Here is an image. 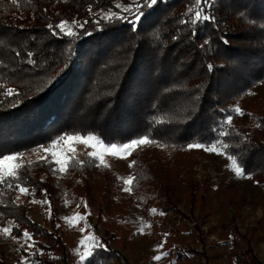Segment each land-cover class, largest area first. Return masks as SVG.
Instances as JSON below:
<instances>
[{
  "label": "trees",
  "instance_id": "16d2710c",
  "mask_svg": "<svg viewBox=\"0 0 264 264\" xmlns=\"http://www.w3.org/2000/svg\"><path fill=\"white\" fill-rule=\"evenodd\" d=\"M131 3L0 0V157L30 154L66 133L92 134L117 145L150 134L158 143L131 154L130 205L140 209L151 234L165 242L176 262L189 256L208 261L197 220L193 229L204 249L190 243L183 248L197 205L206 203L214 189L212 174L201 182L193 178L192 167L205 150L187 145L228 144L224 152L242 160L246 175L264 188V93L245 103L264 82V0H163L136 32L127 23L104 19L122 14L117 5ZM197 12L211 13L215 21L196 20ZM73 20L88 21L85 29L91 36L65 40L47 28L68 21L67 31ZM29 52L34 62H29ZM209 64L214 73L207 71ZM8 89L18 95H6ZM235 107L244 115L231 111ZM228 115L231 125L219 130L227 135L213 131ZM87 153L74 155L64 174L52 171L58 165L37 163L39 158L21 163L16 182L35 189L28 195L0 185V229H13L11 236L21 238L20 251L34 264H58L56 258L65 253L54 216L66 212L68 203L75 211L95 206L107 215L130 209L121 199L124 179ZM45 195L50 210L40 203ZM39 208L52 212L51 228L31 217ZM25 230L35 242L27 252L22 248ZM253 230L248 235L234 226L226 243L236 264H264L254 253ZM110 237L114 245L96 248L83 264H126L116 246L118 237L111 232ZM4 240L0 237V264H8Z\"/></svg>",
  "mask_w": 264,
  "mask_h": 264
},
{
  "label": "rangeland",
  "instance_id": "374dc122",
  "mask_svg": "<svg viewBox=\"0 0 264 264\" xmlns=\"http://www.w3.org/2000/svg\"><path fill=\"white\" fill-rule=\"evenodd\" d=\"M263 93L264 82L252 90L245 98V103L256 100L257 96ZM100 141L102 143L96 148H86L82 143L74 144V155L92 151L104 152V146L109 144ZM92 143L95 144L96 141L93 140ZM216 147L215 153L204 149L206 156L192 167L193 178L198 182L212 174L214 189L208 195L206 203L197 205L190 223V234L183 236V248L190 243L199 249H204L203 245L197 241L193 229V222L197 220L204 232L208 261L206 258L194 259L189 256L178 263L169 254L155 260V256L168 251L165 246L163 249H157L162 241L151 234L150 224L145 220L140 209L130 205L129 198L133 195L130 183L126 184V188L121 192L123 203L130 208L128 212L107 215L101 213L95 206H89L85 211H75L67 201L68 210L60 211L54 216L59 225L58 233L66 244L65 253L56 258L58 264H83L86 259L81 261L80 257L93 249L94 245L102 243L113 246L114 241L110 237V232L118 237L119 245L116 246L124 255L126 264H205L206 262L236 264L231 245L226 243L235 225L248 235H251L255 229L254 253L264 262V188L250 176H237L233 170L232 161L228 158L229 155L219 145ZM61 148L65 152L69 151L68 145H62ZM55 150L60 153V148ZM69 154L73 153L69 152ZM43 155V149L39 148L30 154L23 155L20 161L10 163L21 164ZM104 162L113 166L125 182L129 177L133 179L131 155L121 153L117 157L105 153ZM30 215L34 220L51 228L52 212L39 208L31 211ZM72 217H83V219H75L69 223ZM141 229H143L142 232ZM0 237L5 239L4 252L8 264H21L22 260H25V264H34L31 258L22 254L17 240L11 238L13 236L5 235L0 231Z\"/></svg>",
  "mask_w": 264,
  "mask_h": 264
},
{
  "label": "snow or ice",
  "instance_id": "6c2138e0",
  "mask_svg": "<svg viewBox=\"0 0 264 264\" xmlns=\"http://www.w3.org/2000/svg\"><path fill=\"white\" fill-rule=\"evenodd\" d=\"M163 2V0H132L131 6L129 7H122L121 5H117V8H121L122 14L117 15L116 13H112L110 15H107L104 17V19H107L108 21L115 20L116 22L120 24L127 23L133 32L137 31V26L141 23L142 19H147L149 16L152 15L153 12L157 10L159 5ZM204 4H212V0H203ZM13 3H15V0H13ZM215 7V5H212ZM196 20L203 19L205 22H213L215 21V16L211 13L208 15H203L202 12H197L195 16ZM102 21L97 20V24L101 23ZM88 23V21H75L73 20L71 22L72 27H74L76 30L73 31L72 27L68 28L67 31L66 26L69 24L68 21H61L59 24H51L49 23L47 25L48 30L51 32V34L55 37H63L65 40L67 38H73V39H79L80 35L84 36H91V33L87 32L85 29V25ZM84 29V31L81 33L80 30ZM71 51V49H70ZM17 56L20 54L17 53ZM31 53H27V56L29 57V62H34L31 59ZM68 65L66 64L65 67ZM206 69L209 72H215V66L213 64L206 65ZM223 70V69H221ZM55 83V80L50 81V84ZM6 95L8 96H14L18 95V93H15L13 89H8L6 92ZM103 103H106V101H102ZM15 106V105H14ZM224 111V110H221ZM231 111L236 112L238 115H244L242 110L239 107H235L231 109ZM233 120L232 115H228L226 118H224L220 124L217 126L216 129L213 131L218 132L220 135H227V133H220V127H222L224 124L231 125ZM244 140H248L249 138L247 136L243 137ZM95 140L96 143L93 144L92 141ZM76 143H82L85 145V147H92L96 148L99 146L102 142L99 140L98 137L89 134V135H73V134H64L59 136L58 138L54 139L51 144L47 147L45 146H39L43 149L44 155L39 158L37 163L43 162L45 164H55L58 165V168H52L53 172L59 171L61 174H64L67 172L70 164L75 160V148L74 144ZM158 143L155 139L151 137L150 134H143L142 136L136 137L131 139L130 141L126 143H122L120 145H117L115 143L105 145L104 146V152L100 151H92L87 153V155L90 158H97L100 162V165L104 164V155L105 153L110 154L112 156L119 157L121 153H125L127 155H131L134 151H136L137 148L142 146H148L150 144ZM62 145H68L69 151L65 152L63 148H61ZM188 149H205L206 151L210 153L217 152V147L213 143L212 146H208L202 142H196V143H189L187 145ZM229 147L228 144H223L222 148L227 149ZM246 147V145H245ZM60 148V153H58L55 149ZM69 152L73 154H69ZM22 153H15L11 155H5L3 157H0V185L7 183L9 188H15L20 194L22 195H28L31 192H34L35 189H30L29 187L23 186L22 183H18L16 181H19L18 176V170L23 167L20 163H10L12 161H20L22 158ZM51 157V159L49 158ZM232 161V167L234 172L237 176H244L246 175L245 169L242 167V160L240 163H238V157L235 155H231L228 157ZM31 163V162H30ZM79 163L82 165L84 162L79 161ZM135 162H133L134 164ZM131 166V165H130ZM43 182V181H41ZM132 182V177H129L128 180L125 182L126 184H130ZM44 193H47V189L42 190ZM17 200H19V197H17ZM35 202V201H33ZM40 203H47L49 205L50 210V204L51 202L48 201L47 196L45 195L44 201H40ZM152 212H155V209L151 210ZM163 214V213H161ZM67 219V218H66ZM75 219H83V217H72L69 219V223H71ZM16 228L19 226L16 225ZM59 227V225H57ZM12 228L10 227H4L3 229H0L5 235L11 236ZM143 229H141V232ZM167 236V234H165ZM12 239L19 240L20 237H11ZM22 238L24 240V245H22V248L25 252L28 251L30 247L35 246V242L32 240V234L29 233L27 230H25L22 233ZM165 245V242L162 241L158 246L157 249H163ZM106 245L102 243H98L94 245L93 249H90L87 251L83 256L80 257L81 261H84L86 258L91 257L94 254V251L96 248L99 249H106ZM168 255V253H161V255L155 256V260L161 259L163 256ZM21 264H25V260L21 261Z\"/></svg>",
  "mask_w": 264,
  "mask_h": 264
}]
</instances>
